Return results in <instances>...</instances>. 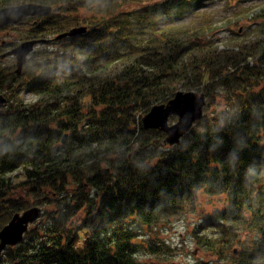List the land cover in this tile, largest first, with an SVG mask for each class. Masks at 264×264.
Returning <instances> with one entry per match:
<instances>
[{"label":"trees","instance_id":"1","mask_svg":"<svg viewBox=\"0 0 264 264\" xmlns=\"http://www.w3.org/2000/svg\"><path fill=\"white\" fill-rule=\"evenodd\" d=\"M35 1L52 13L27 39L60 51L32 52L21 75L0 68V230L17 213L45 211L0 264H150L136 258L141 230L200 194L222 202L198 229L222 236H198L217 256L195 264H264V5L251 34L221 50L204 37L210 25L189 19L210 0ZM80 26L85 34L55 39ZM181 89L207 105L170 146L141 119ZM15 174L20 197L7 194ZM242 231L253 235L227 250Z\"/></svg>","mask_w":264,"mask_h":264},{"label":"rangeland","instance_id":"2","mask_svg":"<svg viewBox=\"0 0 264 264\" xmlns=\"http://www.w3.org/2000/svg\"><path fill=\"white\" fill-rule=\"evenodd\" d=\"M35 2V0H0V8ZM262 5H264V0H210L204 3V5H201L189 19L200 24L210 25L212 31L204 37L216 41L222 50L230 40L234 38L241 40L251 34V28L249 26L250 20L259 12ZM80 13L82 15L90 14L88 11L83 10ZM36 19V17H30L23 23L0 28L1 56L28 40L27 33ZM235 20H238V24H234ZM52 38L50 37V39ZM42 49L56 53L60 51V46L39 44L35 48V51ZM2 67L16 72L15 57L12 55L0 59V68ZM24 71L25 66L19 75L23 74ZM181 91L196 92V89H181ZM22 98L26 103H34L37 101V97L27 90L23 91ZM204 99L207 105L206 97ZM217 102L220 104L223 103L222 99H218ZM82 103L89 106L90 101L86 98L82 100ZM176 121L177 118L175 117V120H169V123L173 124ZM15 176L16 174L13 175L12 182L13 187L15 186L16 188L8 190L7 194H10L11 197H20L26 194L25 187L19 186L24 182L25 178L19 174H17V177ZM221 202L216 197L212 198L200 194L199 200L194 205L187 207L179 216L171 218L158 226H147L142 229L139 236L140 246L136 256L137 260L143 261L144 263L149 262L150 264H195L215 259L217 250L213 251V247L209 250L211 248L209 246L201 247L198 236L208 237L216 245H219L218 243H221V231L213 228L203 230L198 228L202 218L216 207H220ZM42 210L45 211V206L42 207ZM36 222L32 223L31 226H34ZM251 235L253 234L248 233L245 236V232H239L228 243L229 247L227 250L230 248V252H232L233 249H241L245 242L248 241L247 238ZM227 250L225 251L226 253Z\"/></svg>","mask_w":264,"mask_h":264},{"label":"water","instance_id":"3","mask_svg":"<svg viewBox=\"0 0 264 264\" xmlns=\"http://www.w3.org/2000/svg\"><path fill=\"white\" fill-rule=\"evenodd\" d=\"M52 7L42 4H23L0 8V28L9 25L18 24L28 17H47L51 14ZM86 32V27L74 28L70 31L58 35L55 39L62 40L64 38L75 37ZM25 41L17 47L8 51L1 58L6 56H15L16 73L19 75L24 65L27 63L28 57L34 51V47L39 42ZM204 94H198L193 91H179L167 103L157 104L142 118V125L145 129H159L166 134L165 142L170 145H176L181 138L185 136L195 122L203 117V109L206 105ZM6 103V98L0 94V109ZM3 114L0 110V116ZM177 117V121L169 124L170 117ZM66 135L63 138L65 142ZM42 210L39 207H32L23 213H17L10 222L0 230V256L7 247H15L20 244L25 233L29 229V225L34 223L41 215Z\"/></svg>","mask_w":264,"mask_h":264},{"label":"bare ground","instance_id":"4","mask_svg":"<svg viewBox=\"0 0 264 264\" xmlns=\"http://www.w3.org/2000/svg\"><path fill=\"white\" fill-rule=\"evenodd\" d=\"M180 91H181V90H180ZM171 118H172V117H171ZM196 123H197V122H195V124H196ZM195 124H194V125H195ZM194 125H193V126H194Z\"/></svg>","mask_w":264,"mask_h":264}]
</instances>
